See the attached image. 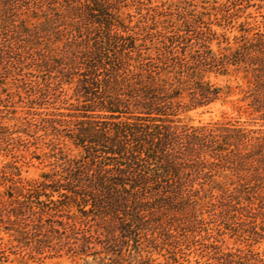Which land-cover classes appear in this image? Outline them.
Here are the masks:
<instances>
[{
	"label": "trees",
	"instance_id": "16d2710c",
	"mask_svg": "<svg viewBox=\"0 0 264 264\" xmlns=\"http://www.w3.org/2000/svg\"><path fill=\"white\" fill-rule=\"evenodd\" d=\"M144 5L0 0V75L15 59L32 70L27 89L35 99L47 101L52 90L60 102L72 100L66 113L43 120L52 169L20 197L10 189L15 237L65 245L98 264H153L152 243L191 223L208 202L225 232L264 240V32L220 46L194 13L156 29L160 20ZM125 6L139 14L134 23ZM230 71L246 79L240 99L260 126L184 121L181 113L230 92L208 79ZM64 85L68 98L60 97ZM7 181L0 168V182ZM224 260L264 264L250 248L226 252Z\"/></svg>",
	"mask_w": 264,
	"mask_h": 264
},
{
	"label": "rangeland",
	"instance_id": "374dc122",
	"mask_svg": "<svg viewBox=\"0 0 264 264\" xmlns=\"http://www.w3.org/2000/svg\"><path fill=\"white\" fill-rule=\"evenodd\" d=\"M145 2L151 8L148 12L154 13L160 20L156 29L163 28L168 22L179 24L181 15L190 17L189 14L194 13L199 22L196 24L202 26L207 23L216 32L218 39L222 40L220 46H234L235 37L242 33L250 36L255 31L264 32V0ZM121 11L133 14L131 23L139 18L132 7H122ZM145 11L143 8L141 12ZM212 47L217 48L216 40L212 42ZM14 60L11 72L0 75V168L12 181V184L9 181L0 182V264H98L91 255L71 253L65 245L61 248H49L34 238L15 237L10 229L13 224L9 222L6 211L12 197L9 195L10 189L13 191V198L20 197L18 193L24 192L29 183L39 178L42 171L52 169V135L43 126L44 117H50L56 111L66 113L68 102L72 101L69 99L67 102H60L54 98L58 96L57 92L52 90L47 101L42 97L35 99L36 95H31L27 89L28 83L33 80L32 70ZM208 79L224 89L228 85L230 92L223 99L181 113L180 117L184 121L199 125L230 120L247 127L260 126L262 120L256 118L246 102L240 99L241 88H246L247 84L241 72L210 73ZM64 90L65 93L60 97L68 98L71 89L64 85ZM61 147L71 153L77 151L70 145L71 149L67 145ZM217 179L223 180L222 177ZM201 205L199 216L192 219L191 223L183 224L173 234L158 238L152 243L149 255L153 264H224V254L237 248L244 251L250 248L264 258L263 238L257 242H245L238 236L228 234L216 221L209 203Z\"/></svg>",
	"mask_w": 264,
	"mask_h": 264
}]
</instances>
